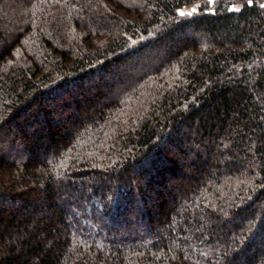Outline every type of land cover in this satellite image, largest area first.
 <instances>
[{
  "label": "trees",
  "instance_id": "16d2710c",
  "mask_svg": "<svg viewBox=\"0 0 264 264\" xmlns=\"http://www.w3.org/2000/svg\"><path fill=\"white\" fill-rule=\"evenodd\" d=\"M0 264H264V0H0Z\"/></svg>",
  "mask_w": 264,
  "mask_h": 264
},
{
  "label": "rangeland",
  "instance_id": "374dc122",
  "mask_svg": "<svg viewBox=\"0 0 264 264\" xmlns=\"http://www.w3.org/2000/svg\"><path fill=\"white\" fill-rule=\"evenodd\" d=\"M211 2H213V0H211ZM200 4H201V1H198V2H195V3H192V4H189V5L185 6L184 8H182V9L179 11V14H180L181 12H184V13L191 12L193 8H195L196 11H198ZM238 7H239V6H235V8H238ZM196 11H195V12H196ZM195 12H193V13H195ZM193 13H192V14H193ZM181 16H189V15L185 14V15H181Z\"/></svg>",
  "mask_w": 264,
  "mask_h": 264
},
{
  "label": "snow or ice",
  "instance_id": "6c2138e0",
  "mask_svg": "<svg viewBox=\"0 0 264 264\" xmlns=\"http://www.w3.org/2000/svg\"><path fill=\"white\" fill-rule=\"evenodd\" d=\"M209 2H211V0H209ZM250 2H251V0H250ZM237 10H238V9H237ZM195 11H196V9L193 8L191 12H188V13L181 12L180 15H185V14H187V15H192V13L195 12Z\"/></svg>",
  "mask_w": 264,
  "mask_h": 264
}]
</instances>
